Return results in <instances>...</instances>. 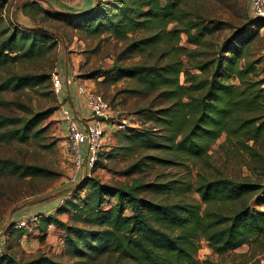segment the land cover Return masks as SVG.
Masks as SVG:
<instances>
[{
	"label": "trees",
	"instance_id": "obj_1",
	"mask_svg": "<svg viewBox=\"0 0 264 264\" xmlns=\"http://www.w3.org/2000/svg\"><path fill=\"white\" fill-rule=\"evenodd\" d=\"M6 0H0V70L20 61L47 56L56 45L54 32L39 25L7 24L1 9ZM51 4V0H46ZM182 0H111L97 2L79 12L44 8L37 1H26L21 11L28 15L34 11L42 20L60 23L86 35L107 33L117 40L127 41L124 52H142L163 45L169 57L163 64L121 65L116 59L103 70L104 79L116 81L129 77L139 85V92H154L172 100L165 107L145 108L160 127L143 129L126 135L129 145L145 148H164L176 158L204 160L209 157L210 146L221 136L227 145L245 150L250 156H259L256 146L264 142V87L263 80L255 79L252 65H239L243 49L252 38L246 27L223 43L211 59L196 62L192 73L180 58L200 57L201 42L213 30L200 18L191 16L181 7ZM250 3L246 8L248 23L258 30L264 26L263 18H252ZM170 23L174 27L167 30ZM143 31L148 35L132 38ZM181 34L194 48L176 45ZM196 46V47H195ZM102 72V71H101ZM234 77L238 84L228 81ZM42 75L12 72L0 81V92L17 91L41 82ZM183 77L181 80L180 78ZM134 89H132L133 91ZM41 114V115H40ZM48 113H36L24 120L0 115V141L26 142L39 122ZM150 161L175 164L176 161L146 156ZM135 163L127 172L141 164ZM44 168L25 165L0 157V176H38ZM193 190L200 196L204 207L183 201H157L142 197L140 192L155 196H172ZM264 187L247 181H234L228 177L206 179L204 176L192 185L189 181L170 179L160 182H134L130 186H115L92 177H82L67 191L57 213L69 212L70 225L49 216H40L38 228L43 235L49 224L64 231L65 251L80 260L100 255H114L124 264H200L195 257L198 242L203 239L214 253L224 254L242 243L264 245ZM263 190V191H262ZM257 193V194H256ZM253 195V203L247 201ZM110 199L113 201L111 202ZM240 201L241 206L228 214L221 210L225 202ZM247 201V202H246ZM79 264L57 263L44 255L22 264ZM209 263V262H207ZM0 264H16L9 253L0 254ZM225 264V263H211ZM255 264H264L255 263Z\"/></svg>",
	"mask_w": 264,
	"mask_h": 264
},
{
	"label": "rangeland",
	"instance_id": "obj_2",
	"mask_svg": "<svg viewBox=\"0 0 264 264\" xmlns=\"http://www.w3.org/2000/svg\"><path fill=\"white\" fill-rule=\"evenodd\" d=\"M26 1H37L46 9L57 10L54 8L55 2L51 5L46 0H6L1 9L5 22L27 26L37 24L48 28L58 37H56V45L47 56L20 61L4 66L0 70V81L10 76L12 72L42 75L41 82L35 86H26L17 91L0 92V115L26 120L36 113H48V116L35 127L34 130L38 129L37 134H31L26 142L0 141L1 158L45 169L42 175L38 176H0V243L3 246V253H9L16 264L31 261L41 255L51 257L57 263L76 261H83L80 264L125 263L114 255L106 254L90 260L72 257L65 251L63 229L52 223L59 233L51 230L48 235L47 233L43 235L37 226L41 215L59 219L70 225H82L79 221H73L69 212L57 213L60 199H65L67 191L82 176L92 177L115 186H130L134 182L150 183L170 179L189 181L194 185L200 176L206 179L224 176L236 182H255L264 187V142L256 146L259 156H250L245 150L235 146L227 145L226 148L219 146L224 140V136H221L210 146L209 157L207 156L204 160L179 159L164 148L151 149L137 145L130 149L122 148L130 144L125 137L135 132L131 130L139 132L143 129L157 130L160 127L150 120L147 113L140 110L162 108L168 106L172 100L158 96L160 89L149 93L139 92L140 85L129 77L116 81L106 80L103 70L110 68L116 59L121 65L163 64L169 57L167 49L163 45H158L151 50L129 54L124 52L127 41L117 40L107 33L86 35L66 25L42 20L41 16L34 11L29 12L28 15L24 14L21 11V5ZM164 1L161 0V3ZM75 3L70 4L75 5ZM249 3L250 0H182L181 7L191 16L200 18L210 27L215 24L221 25V28L205 36L200 46L202 53L197 60L188 59L184 54L180 55L190 72L199 73L198 70L190 67L198 61L204 62L213 58L223 43L231 39L239 28L246 27V30L252 32V38L243 49L239 65L244 63L252 65L255 73L253 77L263 80L264 87V26L255 30L254 27L247 25L246 8ZM174 25L175 23H170L167 30ZM146 35L148 34L143 31H137L130 36L139 38ZM176 45L194 48L193 44L186 41V36L183 34ZM55 70L63 78L67 73L70 80V95L76 101L79 110L81 109L80 113L86 108L84 97L76 92V87L79 85L93 94L101 95L109 105L110 112L106 120L108 124L107 127L104 126L107 136L98 149L96 161L88 174L75 173L71 145L60 114L62 106H69L66 95L67 86L64 81L62 92L59 94L54 92L50 75ZM180 79L182 80L183 77ZM228 81L238 84L233 76ZM73 113L79 116L75 110ZM149 155L174 160L176 163L162 164L150 161L145 158ZM140 161H142L141 164L137 166L140 167L139 169L127 172L131 165ZM139 195L157 201L180 200L204 207L200 196L193 188L183 194L167 197L155 196L150 192H140ZM253 195L247 200L250 205L253 203ZM110 201L113 200L110 199ZM241 204L240 201L225 202L220 208L230 214ZM259 209H264V206ZM20 220H26L27 225L21 229L13 228V225ZM52 236L55 242H52ZM197 247L195 257L200 264H255L264 261V245L259 243H242L236 249L221 255L214 253L203 239L198 242Z\"/></svg>",
	"mask_w": 264,
	"mask_h": 264
},
{
	"label": "built area",
	"instance_id": "obj_3",
	"mask_svg": "<svg viewBox=\"0 0 264 264\" xmlns=\"http://www.w3.org/2000/svg\"><path fill=\"white\" fill-rule=\"evenodd\" d=\"M61 1L67 4L77 2V0ZM250 9L252 18L264 19V0H250ZM50 79L54 92L57 94L61 93L65 81L63 76L55 70L51 73ZM67 83L68 81L66 80L65 85ZM76 92L84 97L86 110L82 111L81 115L75 116L70 105L68 107L62 106L60 114L71 145L75 173L83 172L88 174L96 161L97 151L107 136L104 126L107 127L108 123L106 120L109 117L110 109L101 95L91 93L84 86H77ZM118 127H122V125ZM63 200V198L60 199V205ZM26 225V220H20L13 225V228L21 229ZM1 253H3V246L0 243Z\"/></svg>",
	"mask_w": 264,
	"mask_h": 264
},
{
	"label": "crops",
	"instance_id": "obj_4",
	"mask_svg": "<svg viewBox=\"0 0 264 264\" xmlns=\"http://www.w3.org/2000/svg\"><path fill=\"white\" fill-rule=\"evenodd\" d=\"M52 2H55L56 4L54 5V8H56L57 10H68V11H73V12H79L82 10H86L90 7H92L97 0H78L75 5H71V4H67L62 2L61 0H51V5ZM87 6V7H86ZM90 6V7H89ZM86 8V9H85ZM65 82L66 80L68 81L67 83V89H66V95L68 96V100H69V105L70 108L77 113V115H81V109L79 110V107H77L76 101L74 100V98H72V96L70 95L71 93V89L69 87V83L70 80H68V75L66 73V75L64 76ZM66 192V191H65ZM52 206H53V202H52ZM57 206V205H56ZM57 229V228H56ZM52 232H56L57 234L59 233V231H56L53 227V224H49L46 228V233L47 235L49 234V231ZM52 242H55L54 236H52Z\"/></svg>",
	"mask_w": 264,
	"mask_h": 264
}]
</instances>
